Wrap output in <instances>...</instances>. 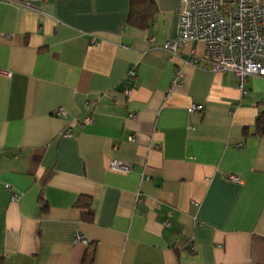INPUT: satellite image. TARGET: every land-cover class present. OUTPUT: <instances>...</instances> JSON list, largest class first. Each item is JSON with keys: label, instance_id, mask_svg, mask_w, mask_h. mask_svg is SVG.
<instances>
[{"label": "crops", "instance_id": "obj_1", "mask_svg": "<svg viewBox=\"0 0 264 264\" xmlns=\"http://www.w3.org/2000/svg\"><path fill=\"white\" fill-rule=\"evenodd\" d=\"M132 1L0 0V264H264V78L169 56L182 0Z\"/></svg>", "mask_w": 264, "mask_h": 264}, {"label": "built area", "instance_id": "obj_2", "mask_svg": "<svg viewBox=\"0 0 264 264\" xmlns=\"http://www.w3.org/2000/svg\"><path fill=\"white\" fill-rule=\"evenodd\" d=\"M154 41L152 39L151 43ZM190 42H200L205 45L204 69L233 74L237 88L245 94V87L250 78H264L262 0H182L177 36L175 40L166 42L163 49L171 57L178 56ZM136 77V72L132 71L128 80H135ZM181 84L182 72L177 70L172 86H181ZM204 111L205 108L201 104H193L189 108L191 114H203ZM55 115L66 118L67 112L60 108ZM92 122L93 117L89 113L83 123L90 125ZM63 136L71 138V130L67 129ZM134 140V137L130 138L131 142ZM110 170L120 174H130L132 166L113 160ZM228 179L236 183L242 181L233 175L228 176ZM146 180H149V177H146ZM75 240L85 246L90 245V241L84 235H76ZM189 246L194 251L192 242Z\"/></svg>", "mask_w": 264, "mask_h": 264}, {"label": "trees", "instance_id": "obj_3", "mask_svg": "<svg viewBox=\"0 0 264 264\" xmlns=\"http://www.w3.org/2000/svg\"><path fill=\"white\" fill-rule=\"evenodd\" d=\"M157 7L153 0H134L131 3V10L128 23L133 27L140 29L147 28L154 13H156ZM256 134L264 136V114H261L256 126ZM80 205L86 207V220L92 221L94 217V211L92 209L91 199L83 197L80 200ZM86 264H92L93 255H88Z\"/></svg>", "mask_w": 264, "mask_h": 264}]
</instances>
